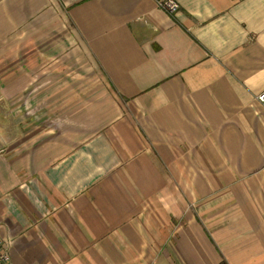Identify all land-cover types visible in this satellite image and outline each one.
Segmentation results:
<instances>
[{
  "label": "crops",
  "instance_id": "obj_1",
  "mask_svg": "<svg viewBox=\"0 0 264 264\" xmlns=\"http://www.w3.org/2000/svg\"><path fill=\"white\" fill-rule=\"evenodd\" d=\"M178 3L0 0L10 264H264V0Z\"/></svg>",
  "mask_w": 264,
  "mask_h": 264
},
{
  "label": "built area",
  "instance_id": "obj_2",
  "mask_svg": "<svg viewBox=\"0 0 264 264\" xmlns=\"http://www.w3.org/2000/svg\"><path fill=\"white\" fill-rule=\"evenodd\" d=\"M235 2H244L246 0H233ZM156 5L169 15H175L180 10L178 0H155ZM258 101L264 104V92L258 96ZM0 264H10V256L5 248L4 241L0 236Z\"/></svg>",
  "mask_w": 264,
  "mask_h": 264
},
{
  "label": "rangeland",
  "instance_id": "obj_3",
  "mask_svg": "<svg viewBox=\"0 0 264 264\" xmlns=\"http://www.w3.org/2000/svg\"><path fill=\"white\" fill-rule=\"evenodd\" d=\"M3 79L2 77H0V80ZM0 88H14L13 85H5V86H0ZM13 107V106H12ZM26 112H29V109L26 111Z\"/></svg>",
  "mask_w": 264,
  "mask_h": 264
},
{
  "label": "trees",
  "instance_id": "obj_4",
  "mask_svg": "<svg viewBox=\"0 0 264 264\" xmlns=\"http://www.w3.org/2000/svg\"><path fill=\"white\" fill-rule=\"evenodd\" d=\"M220 264H228L226 260H223Z\"/></svg>",
  "mask_w": 264,
  "mask_h": 264
}]
</instances>
